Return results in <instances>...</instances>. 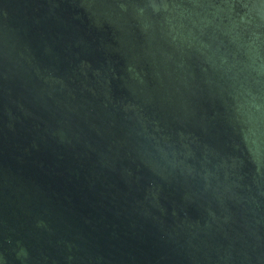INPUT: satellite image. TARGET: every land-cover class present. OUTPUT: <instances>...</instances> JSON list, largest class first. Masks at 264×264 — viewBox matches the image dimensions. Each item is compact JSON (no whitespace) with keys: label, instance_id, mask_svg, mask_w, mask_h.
Returning <instances> with one entry per match:
<instances>
[{"label":"water","instance_id":"obj_1","mask_svg":"<svg viewBox=\"0 0 264 264\" xmlns=\"http://www.w3.org/2000/svg\"><path fill=\"white\" fill-rule=\"evenodd\" d=\"M0 264H264V0H0Z\"/></svg>","mask_w":264,"mask_h":264}]
</instances>
